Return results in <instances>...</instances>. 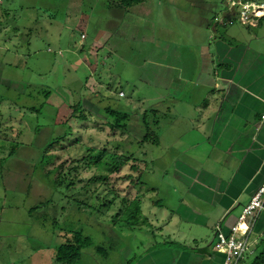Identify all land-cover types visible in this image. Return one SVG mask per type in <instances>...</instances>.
Listing matches in <instances>:
<instances>
[{
  "label": "rangeland",
  "instance_id": "1",
  "mask_svg": "<svg viewBox=\"0 0 264 264\" xmlns=\"http://www.w3.org/2000/svg\"><path fill=\"white\" fill-rule=\"evenodd\" d=\"M228 12L225 0H0V264H60L57 248L73 237L66 231L91 241L77 264H134L175 241L182 194L175 168L197 165L191 136L218 113L209 77L223 67L216 62L213 70L212 27L224 33ZM233 23L228 35L242 26L236 16ZM229 38L227 45L238 44ZM18 84H28L25 94ZM86 100L117 109L127 133L113 132L99 113L72 117ZM65 134L44 169V148ZM117 144L118 153L141 160L143 184L123 180L138 176L135 162L108 185L90 182L99 173L87 167L86 147ZM140 195L148 221L131 228L116 214L125 197Z\"/></svg>",
  "mask_w": 264,
  "mask_h": 264
},
{
  "label": "crops",
  "instance_id": "2",
  "mask_svg": "<svg viewBox=\"0 0 264 264\" xmlns=\"http://www.w3.org/2000/svg\"><path fill=\"white\" fill-rule=\"evenodd\" d=\"M228 15L224 33L212 27L218 53L213 70L218 62L222 72L209 77L213 88L205 87L217 97L213 109L218 113L191 136L197 165L179 163L175 168L182 193L173 212L176 244L149 249L134 264H223L224 254L215 248L218 233L230 232L264 182V19L241 24L228 35L234 26L225 25ZM226 36L238 44L227 45ZM253 237L256 251L240 264H254L264 246V210Z\"/></svg>",
  "mask_w": 264,
  "mask_h": 264
},
{
  "label": "trees",
  "instance_id": "3",
  "mask_svg": "<svg viewBox=\"0 0 264 264\" xmlns=\"http://www.w3.org/2000/svg\"><path fill=\"white\" fill-rule=\"evenodd\" d=\"M4 17L9 20L10 19V13L8 10L5 11ZM225 25H227L225 23ZM211 26V25H210ZM216 29V28H215ZM3 33V26L2 22H0V40H1V35ZM82 38L86 40L87 37H85L82 34ZM2 68L3 66H0V80L3 77L2 74ZM1 84V83H0ZM2 84L4 85H9L11 88H13L11 85L15 84L12 82H8L7 80H2ZM3 85V86H4ZM24 86V91L20 93H26L27 90L29 89L28 84L27 86L25 84H18L17 87ZM16 90V89H15ZM19 91V90H18ZM51 92L50 91H44L45 95H49ZM100 94V92H99ZM86 102L88 103V107L86 106ZM85 107L81 105V103L76 104L73 106V112H72V117H75L76 119H80L81 121H88L89 116H91L94 113H99L101 115V118H104L107 121V125L110 126L111 130L113 132L116 131H121L123 133H127V124H123L122 118L117 119L119 116L117 109L112 108L110 106L100 109L98 106L93 104L92 102H88L87 100L84 102ZM87 109H90L87 110ZM96 109V111H94ZM34 112H40L41 110L33 107L32 109ZM122 113V111H120ZM126 120V116H122ZM124 121V120H123ZM20 134V133H19ZM68 134H65L64 136H58L53 139V141L48 144L42 154V159H41V165L44 169H46L50 164H53V159L54 157H49L48 154L50 151L54 150V148H59L62 145V142L65 140L66 136ZM145 141H150V133L149 131L145 135ZM159 143V140L156 142ZM18 144V143H17ZM14 143L11 146V151H10V156L14 155L15 152L17 151L19 144L17 145ZM113 151H109L106 148H101V149H96L94 147H86V152L87 156L84 157L86 161V165L89 168H96L98 170V175L94 176L91 179L92 184H104L108 185L110 181V176H113L114 174H120L121 171L130 165V163L135 162V165H132V170L138 173V176L136 177L134 174H129L123 177V180L125 181H131L133 185L138 184H143V173L141 167L138 165V162L141 161L137 159L133 154H127L125 152L118 153V150L122 149V146L120 144L114 145ZM125 151V149H124ZM63 170V165L59 166L56 168L57 173L61 174V171ZM52 171H49L48 173L50 174ZM136 177V178H135ZM64 178H58L56 181H54L55 187L62 186L64 185ZM76 183L73 182L69 185H75ZM153 190V189H152ZM117 198V197H116ZM115 198V199H116ZM142 196H137L135 199L126 200L127 197H125L124 202H121L122 207H124V210L119 209L118 213L116 214V217L120 218L122 217L126 218V224L129 225V227H135L139 228L141 225L137 222V219H142L144 220L142 223L148 221V218L142 213ZM105 199V198H104ZM161 200H157L153 202L154 205H161ZM72 234L73 237L71 240H67L65 244L60 245L57 248V254H56V261L60 264H76L78 260L81 257V252L82 250L89 246L91 244V241L88 237H85L83 233L81 232H65V234ZM67 235H64V237ZM172 244H176L175 241L165 244L163 246H154L152 249L155 248H160L164 246H171ZM254 264H264V246H261L259 248L257 255L254 258Z\"/></svg>",
  "mask_w": 264,
  "mask_h": 264
},
{
  "label": "built area",
  "instance_id": "4",
  "mask_svg": "<svg viewBox=\"0 0 264 264\" xmlns=\"http://www.w3.org/2000/svg\"><path fill=\"white\" fill-rule=\"evenodd\" d=\"M230 16L225 23L232 24L234 16L243 25H251L256 19H264V1L225 0ZM264 122V115L262 116ZM264 210V182L252 196L242 215L231 227L229 233L220 231L216 250L224 254L223 264H240L247 254H254L257 240L254 229L259 215Z\"/></svg>",
  "mask_w": 264,
  "mask_h": 264
}]
</instances>
